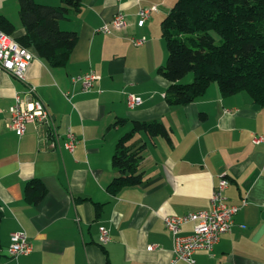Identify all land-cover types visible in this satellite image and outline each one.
<instances>
[{
    "label": "crops",
    "instance_id": "crops-1",
    "mask_svg": "<svg viewBox=\"0 0 264 264\" xmlns=\"http://www.w3.org/2000/svg\"><path fill=\"white\" fill-rule=\"evenodd\" d=\"M176 1L82 0L80 10L60 20L62 29L79 33L67 64L51 66L35 53L25 73L49 108L60 144L48 122L29 123L21 136L8 126L15 96L30 95L27 82L0 68V264H187L174 261L164 218L210 209L222 178L229 181L225 203H248L233 214L231 231L213 250L195 253L197 264H264V142H253L264 134V106L247 91L225 95L217 84L189 104L168 103L170 82L159 72L169 54L161 24ZM18 4L0 0V15L15 25L16 37L25 33ZM153 5L158 10L139 26L138 11ZM120 11L126 28L108 35L98 30ZM91 69L97 78L85 91L72 79ZM131 94L142 102L131 106ZM154 119L169 136L135 133L131 143H145L143 181L113 192L116 142L133 121ZM69 130L79 140L73 152L64 145ZM33 179L47 186L38 203L25 198V184ZM100 226L111 236L104 244ZM193 229L187 222L180 233ZM14 231L28 235L29 254H9Z\"/></svg>",
    "mask_w": 264,
    "mask_h": 264
},
{
    "label": "trees",
    "instance_id": "trees-1",
    "mask_svg": "<svg viewBox=\"0 0 264 264\" xmlns=\"http://www.w3.org/2000/svg\"><path fill=\"white\" fill-rule=\"evenodd\" d=\"M25 33L14 36L15 25L0 15V29L35 51L51 66H64L79 41V33L64 30L60 20L80 10L82 0H61L58 6L37 0H19ZM168 58L159 72L169 82L170 105H186L216 83L225 95L247 91L264 106V0H177L162 22ZM220 36L221 43L214 36ZM193 74V80L184 82ZM126 121L118 120L116 124ZM158 119L132 122L130 131L116 142L113 166L118 175L110 183L113 192L143 181L141 165L145 143H131L137 132L169 136ZM25 198L38 203L47 193L40 179L27 182ZM0 207V261L3 257Z\"/></svg>",
    "mask_w": 264,
    "mask_h": 264
},
{
    "label": "built area",
    "instance_id": "built-area-1",
    "mask_svg": "<svg viewBox=\"0 0 264 264\" xmlns=\"http://www.w3.org/2000/svg\"><path fill=\"white\" fill-rule=\"evenodd\" d=\"M158 10L156 5L143 7L138 11V25H146L153 11ZM128 26L126 14L118 12L114 18L103 24L98 30L107 35L116 30L124 29ZM135 44H141L143 39L133 38ZM35 52L30 48L22 45L12 35L0 29V68L8 74L26 81V70L29 64L36 57ZM97 78L95 70L73 77L72 80H81L83 90L89 91ZM28 99L22 98L19 94L15 96V102L11 105L10 119L8 126L13 129L17 135L21 136L26 133L29 123L43 124L50 123L51 134L55 139V144H60V136L56 125L52 121V116L47 104L35 94V86L27 82ZM35 94V95H34ZM32 95H34L32 97ZM141 98L131 94L129 96V104L131 106L139 105ZM79 142L73 131L69 130L66 134L65 147L73 152ZM254 143L264 142V134L253 136ZM229 181L222 178L217 190L212 196V207L210 209H201L189 212L184 215H168L164 218V222L168 231L173 236V252L174 261L183 260L187 264H197L195 253L198 250H213L215 244L219 242L222 234L230 232L233 224V214L239 211L248 202L244 199L241 205H228L224 189L228 186ZM187 222H194L193 233L182 235L181 227ZM100 240L107 243L110 239L109 228L100 226ZM155 245H150L149 249H155ZM33 250V245L28 235L24 231H14L11 233V243L9 246V254L11 256H19L21 254H29Z\"/></svg>",
    "mask_w": 264,
    "mask_h": 264
},
{
    "label": "rangeland",
    "instance_id": "rangeland-1",
    "mask_svg": "<svg viewBox=\"0 0 264 264\" xmlns=\"http://www.w3.org/2000/svg\"><path fill=\"white\" fill-rule=\"evenodd\" d=\"M214 36L216 37V39L218 40V43H221V39H220V36L217 34V33H215L214 32ZM193 80V74L192 73H190L188 76H186V78L184 79V82L186 81V82H190V81H192ZM214 84H216V83H214Z\"/></svg>",
    "mask_w": 264,
    "mask_h": 264
}]
</instances>
